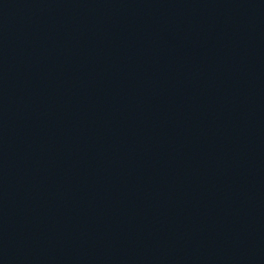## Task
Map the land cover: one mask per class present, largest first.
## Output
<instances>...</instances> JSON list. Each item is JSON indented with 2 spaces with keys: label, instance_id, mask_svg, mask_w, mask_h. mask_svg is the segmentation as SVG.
<instances>
[{
  "label": "water",
  "instance_id": "water-1",
  "mask_svg": "<svg viewBox=\"0 0 264 264\" xmlns=\"http://www.w3.org/2000/svg\"><path fill=\"white\" fill-rule=\"evenodd\" d=\"M0 264H264V0H137L1 64Z\"/></svg>",
  "mask_w": 264,
  "mask_h": 264
}]
</instances>
